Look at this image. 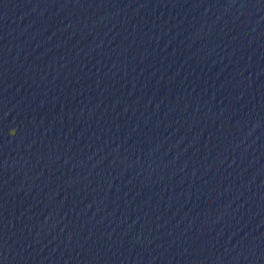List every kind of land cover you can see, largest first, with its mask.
I'll return each mask as SVG.
<instances>
[{"label": "water", "instance_id": "water-1", "mask_svg": "<svg viewBox=\"0 0 264 264\" xmlns=\"http://www.w3.org/2000/svg\"><path fill=\"white\" fill-rule=\"evenodd\" d=\"M0 264H264V0H0Z\"/></svg>", "mask_w": 264, "mask_h": 264}]
</instances>
